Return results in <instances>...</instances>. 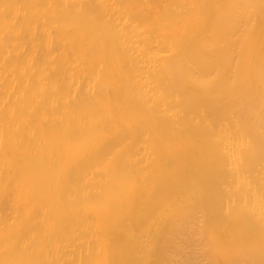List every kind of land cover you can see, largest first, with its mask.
I'll return each mask as SVG.
<instances>
[{
	"label": "bare ground",
	"instance_id": "1",
	"mask_svg": "<svg viewBox=\"0 0 264 264\" xmlns=\"http://www.w3.org/2000/svg\"><path fill=\"white\" fill-rule=\"evenodd\" d=\"M0 264H264V0H0Z\"/></svg>",
	"mask_w": 264,
	"mask_h": 264
}]
</instances>
